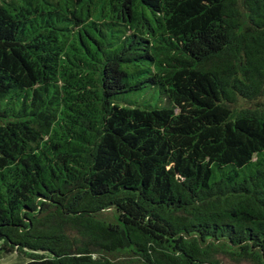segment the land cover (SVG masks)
<instances>
[{"label":"trees","instance_id":"16d2710c","mask_svg":"<svg viewBox=\"0 0 264 264\" xmlns=\"http://www.w3.org/2000/svg\"><path fill=\"white\" fill-rule=\"evenodd\" d=\"M0 250L264 264V0H0Z\"/></svg>","mask_w":264,"mask_h":264},{"label":"rangeland","instance_id":"374dc122","mask_svg":"<svg viewBox=\"0 0 264 264\" xmlns=\"http://www.w3.org/2000/svg\"><path fill=\"white\" fill-rule=\"evenodd\" d=\"M24 261V259L20 256H18V254H16L15 252L13 253H3L0 250V264H22V262ZM229 264H248L245 262H241V263H230Z\"/></svg>","mask_w":264,"mask_h":264}]
</instances>
